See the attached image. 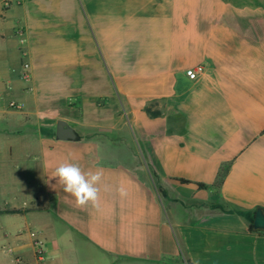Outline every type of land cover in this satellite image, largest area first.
Masks as SVG:
<instances>
[{
    "label": "crops",
    "instance_id": "obj_1",
    "mask_svg": "<svg viewBox=\"0 0 264 264\" xmlns=\"http://www.w3.org/2000/svg\"><path fill=\"white\" fill-rule=\"evenodd\" d=\"M67 161L97 206L49 180ZM256 210L264 0L0 4V264H264Z\"/></svg>",
    "mask_w": 264,
    "mask_h": 264
},
{
    "label": "clouds",
    "instance_id": "obj_2",
    "mask_svg": "<svg viewBox=\"0 0 264 264\" xmlns=\"http://www.w3.org/2000/svg\"><path fill=\"white\" fill-rule=\"evenodd\" d=\"M53 178L63 186L65 193L74 198L76 206L98 205L100 184L103 179L102 170L85 171L79 163L67 161L61 162L55 168L49 180ZM118 192L122 197L127 195L123 187H120Z\"/></svg>",
    "mask_w": 264,
    "mask_h": 264
},
{
    "label": "built area",
    "instance_id": "obj_3",
    "mask_svg": "<svg viewBox=\"0 0 264 264\" xmlns=\"http://www.w3.org/2000/svg\"><path fill=\"white\" fill-rule=\"evenodd\" d=\"M9 3H10V0H1L0 1V4L3 8L8 7ZM202 72H203V67L197 66L195 68L186 70L185 75L187 76V78L194 80ZM21 77L24 81H27L29 79L30 73H29V64L28 63H23V71H22ZM9 107L19 109L20 105L14 103V102H10ZM31 236L34 237V234H31ZM34 247H35L36 261L39 264H41L43 259H44V248H43L42 242L40 240H35Z\"/></svg>",
    "mask_w": 264,
    "mask_h": 264
},
{
    "label": "water",
    "instance_id": "obj_4",
    "mask_svg": "<svg viewBox=\"0 0 264 264\" xmlns=\"http://www.w3.org/2000/svg\"><path fill=\"white\" fill-rule=\"evenodd\" d=\"M55 136L60 140L73 139L74 133L66 123L58 121L56 124ZM253 228L255 230H264V213H262L261 210H256Z\"/></svg>",
    "mask_w": 264,
    "mask_h": 264
}]
</instances>
